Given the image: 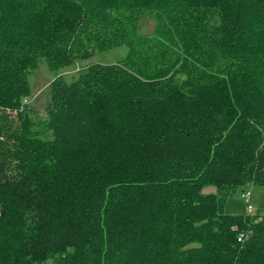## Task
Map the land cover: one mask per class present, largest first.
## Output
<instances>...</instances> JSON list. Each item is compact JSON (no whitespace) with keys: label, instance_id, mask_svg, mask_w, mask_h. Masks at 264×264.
I'll return each instance as SVG.
<instances>
[{"label":"trees","instance_id":"16d2710c","mask_svg":"<svg viewBox=\"0 0 264 264\" xmlns=\"http://www.w3.org/2000/svg\"><path fill=\"white\" fill-rule=\"evenodd\" d=\"M123 45L56 78L45 120L21 112L42 60ZM249 185H264V0H0V264H264V216L224 210Z\"/></svg>","mask_w":264,"mask_h":264},{"label":"rangeland","instance_id":"374dc122","mask_svg":"<svg viewBox=\"0 0 264 264\" xmlns=\"http://www.w3.org/2000/svg\"><path fill=\"white\" fill-rule=\"evenodd\" d=\"M156 17L154 14H148L140 19L138 31L142 35H151L156 27ZM128 54L126 45L111 49L106 52H97L93 57L84 60H78L74 64L64 67L58 71L50 69L48 63L42 60L38 68L29 76L30 94L22 98H30L29 111L36 121L39 119L45 120L47 107L52 98V82L62 77L67 83H72L81 74H83L90 66L95 64L112 65L117 64L125 59ZM21 101V102H22ZM13 114V119L16 117V112ZM37 116V117H36ZM40 122V121H39ZM43 123H38L37 128L42 129ZM45 138L51 139L52 135L47 133ZM203 194L217 193V188L207 186L203 189ZM243 192H250V204L253 206V212L249 213L251 217L264 216V185H249L238 189L231 194L225 201V213L230 215H243L247 211V205L242 198ZM257 219V218H256ZM260 219V218H258Z\"/></svg>","mask_w":264,"mask_h":264},{"label":"built area","instance_id":"2783aa9c","mask_svg":"<svg viewBox=\"0 0 264 264\" xmlns=\"http://www.w3.org/2000/svg\"><path fill=\"white\" fill-rule=\"evenodd\" d=\"M30 98H25L23 101H22V104H21V112H24V110L26 109V107L30 106ZM242 198L245 200V203L247 205V211H248V214L253 212V206L250 204V192H243L242 194ZM247 213V212H246ZM249 233H241L239 236H238V241L239 242H243L246 237L248 236Z\"/></svg>","mask_w":264,"mask_h":264}]
</instances>
